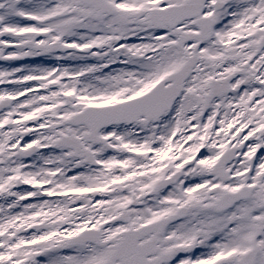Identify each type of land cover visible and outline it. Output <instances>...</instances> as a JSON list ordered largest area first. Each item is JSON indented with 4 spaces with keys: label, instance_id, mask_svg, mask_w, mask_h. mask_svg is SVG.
<instances>
[{
    "label": "snow or ice",
    "instance_id": "obj_1",
    "mask_svg": "<svg viewBox=\"0 0 264 264\" xmlns=\"http://www.w3.org/2000/svg\"><path fill=\"white\" fill-rule=\"evenodd\" d=\"M0 62V264H264V0H0Z\"/></svg>",
    "mask_w": 264,
    "mask_h": 264
},
{
    "label": "flooded vegetation",
    "instance_id": "obj_2",
    "mask_svg": "<svg viewBox=\"0 0 264 264\" xmlns=\"http://www.w3.org/2000/svg\"><path fill=\"white\" fill-rule=\"evenodd\" d=\"M25 63L31 62V61H24Z\"/></svg>",
    "mask_w": 264,
    "mask_h": 264
},
{
    "label": "rangeland",
    "instance_id": "obj_3",
    "mask_svg": "<svg viewBox=\"0 0 264 264\" xmlns=\"http://www.w3.org/2000/svg\"><path fill=\"white\" fill-rule=\"evenodd\" d=\"M0 63H3V62H0Z\"/></svg>",
    "mask_w": 264,
    "mask_h": 264
}]
</instances>
